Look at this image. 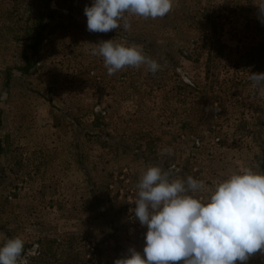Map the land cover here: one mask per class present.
Listing matches in <instances>:
<instances>
[{
    "label": "rangeland",
    "instance_id": "obj_1",
    "mask_svg": "<svg viewBox=\"0 0 264 264\" xmlns=\"http://www.w3.org/2000/svg\"><path fill=\"white\" fill-rule=\"evenodd\" d=\"M91 4L0 0V246L38 244L29 264L142 253L147 228L130 209L149 166L210 189L243 168L264 173V94L250 80L264 73V0H175L108 33L87 30ZM108 40L141 45L159 70L109 75L91 55Z\"/></svg>",
    "mask_w": 264,
    "mask_h": 264
},
{
    "label": "clouds",
    "instance_id": "obj_2",
    "mask_svg": "<svg viewBox=\"0 0 264 264\" xmlns=\"http://www.w3.org/2000/svg\"><path fill=\"white\" fill-rule=\"evenodd\" d=\"M175 0H92L86 6L87 30L108 33L131 30L127 16L162 18ZM264 16V6H259ZM127 14V16H126ZM264 23V19H262ZM91 55L103 58L108 74L146 66L155 74L160 65L145 55L141 45L101 41L92 44ZM253 87L264 94V73L250 75ZM136 220L147 228L143 252L130 248L114 264H247L264 252V173L252 168L232 172L211 189L205 181L176 177L173 170L149 166L137 184ZM209 192V195H197ZM38 244L25 253V242L17 236L0 246V264H29Z\"/></svg>",
    "mask_w": 264,
    "mask_h": 264
},
{
    "label": "trees",
    "instance_id": "obj_3",
    "mask_svg": "<svg viewBox=\"0 0 264 264\" xmlns=\"http://www.w3.org/2000/svg\"><path fill=\"white\" fill-rule=\"evenodd\" d=\"M50 1V0H49ZM48 5H49V2H48ZM47 15H49V17H54L55 15H56V13H54V12H49ZM36 34L38 35L39 33H38V31L36 32ZM39 44H40V40H37V42L36 41H33V44H31L29 47H30V49L33 51V53H35L36 54V52L35 51H37V47L39 46ZM263 49V48H262ZM26 56H28V55H26ZM25 59H26V62L27 63H31L32 61H31V58H28V57H25ZM261 126L264 128V122L261 124ZM261 139H263V148H262V156H263V158H262V160L260 161V169L262 170V171H264V131H263V135L261 136ZM1 148H2V144H1V141H0V154H1ZM261 253V255H263V257H264V252H260ZM259 264H264V259L259 263Z\"/></svg>",
    "mask_w": 264,
    "mask_h": 264
}]
</instances>
